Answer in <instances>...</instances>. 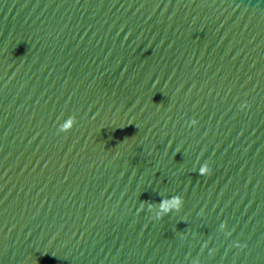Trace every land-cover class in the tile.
I'll list each match as a JSON object with an SVG mask.
<instances>
[{
	"label": "water",
	"instance_id": "95a60500",
	"mask_svg": "<svg viewBox=\"0 0 264 264\" xmlns=\"http://www.w3.org/2000/svg\"><path fill=\"white\" fill-rule=\"evenodd\" d=\"M0 264H264V0H0Z\"/></svg>",
	"mask_w": 264,
	"mask_h": 264
},
{
	"label": "clouds",
	"instance_id": "9594fccd",
	"mask_svg": "<svg viewBox=\"0 0 264 264\" xmlns=\"http://www.w3.org/2000/svg\"><path fill=\"white\" fill-rule=\"evenodd\" d=\"M69 127H71V124L68 123V122H65L64 125H61L60 130H61V131H66ZM205 172H208V169H207L206 166H205L204 168L201 169V173H202V174L205 173ZM173 199H174L175 201H178L179 198H173Z\"/></svg>",
	"mask_w": 264,
	"mask_h": 264
}]
</instances>
